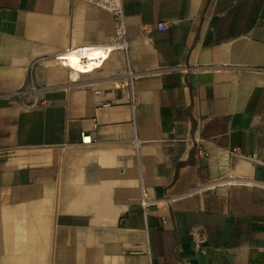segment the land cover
Here are the masks:
<instances>
[{"label": "crops", "instance_id": "crops-1", "mask_svg": "<svg viewBox=\"0 0 264 264\" xmlns=\"http://www.w3.org/2000/svg\"><path fill=\"white\" fill-rule=\"evenodd\" d=\"M123 7L129 60L73 76L112 15L0 0V264H264V0Z\"/></svg>", "mask_w": 264, "mask_h": 264}, {"label": "built area", "instance_id": "built-area-1", "mask_svg": "<svg viewBox=\"0 0 264 264\" xmlns=\"http://www.w3.org/2000/svg\"><path fill=\"white\" fill-rule=\"evenodd\" d=\"M87 1L98 8L104 9L109 12L116 24L114 33L110 39L108 44L104 46H80V47H71L65 52L59 53L55 55V59L59 60L60 62L69 61V56L74 55L76 58L79 59L81 65L83 66L81 73H86L84 71L88 70V64L90 60V54L94 51L98 52L97 58L95 59L99 62V67L104 64L106 60L110 58L113 53H121L126 60H129V51H130V40L128 39V24L126 23V15H125V7H123V0H83ZM157 28L159 30H168L169 26L166 23L159 22L157 24ZM65 64V62H64ZM36 65H33L30 68V79H31V90L35 91V81H36ZM129 76L132 78L134 73L131 70L127 72ZM93 126L89 128V130H84L81 133V140L84 144H90L94 140V132L98 126L97 120L93 119ZM137 146H139L140 141L136 142ZM142 204L143 209L146 211L150 204V200L144 195L140 201Z\"/></svg>", "mask_w": 264, "mask_h": 264}, {"label": "bare ground", "instance_id": "bare-ground-1", "mask_svg": "<svg viewBox=\"0 0 264 264\" xmlns=\"http://www.w3.org/2000/svg\"><path fill=\"white\" fill-rule=\"evenodd\" d=\"M97 55H98L97 51H94L93 53H91L89 55L90 60H89V64H88V70L84 71V72H86V73L92 72V71L96 70V68L97 69L99 68L100 63L95 60L97 58ZM68 58H69V61H63V63L65 62L66 66H68L70 72L72 70L73 73L71 72V74L72 75L74 74L76 76L77 73H81L83 66L81 65L79 59L76 58L74 55H71ZM86 73H81V74H86Z\"/></svg>", "mask_w": 264, "mask_h": 264}]
</instances>
